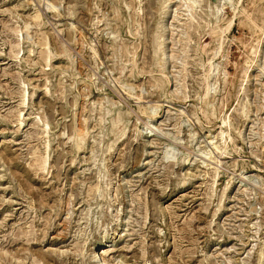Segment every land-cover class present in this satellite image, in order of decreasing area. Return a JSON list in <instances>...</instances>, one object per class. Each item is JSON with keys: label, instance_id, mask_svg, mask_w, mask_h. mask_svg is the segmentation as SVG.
Masks as SVG:
<instances>
[{"label": "rangeland", "instance_id": "rangeland-1", "mask_svg": "<svg viewBox=\"0 0 264 264\" xmlns=\"http://www.w3.org/2000/svg\"><path fill=\"white\" fill-rule=\"evenodd\" d=\"M163 1L0 0V264H264V0Z\"/></svg>", "mask_w": 264, "mask_h": 264}, {"label": "bare ground", "instance_id": "bare-ground-1", "mask_svg": "<svg viewBox=\"0 0 264 264\" xmlns=\"http://www.w3.org/2000/svg\"><path fill=\"white\" fill-rule=\"evenodd\" d=\"M176 1V0H175ZM226 1H232V0H216V5H215V12H214V16H215V20L217 21L218 19H219V17H220V12L223 10V8H224V5L226 4ZM198 3H199V0H178V2L176 3L177 5H179L178 7H184L185 9H186V11L188 12L189 11V13H190V11H191V15H192V11L198 6ZM175 4V5H176ZM49 5H52L51 4V2H50V4ZM50 7V6H49ZM52 7H54L53 5H52ZM174 10H173V3H172V0H164L163 1V7H162V13H163V15H168V14H170V13H172ZM39 13V12H38ZM177 15H179V14H177ZM176 16V15H175ZM174 16V17H175ZM190 16V15H189ZM35 17H37V18H39L40 17V15L39 14H36L35 15ZM97 17V16H96ZM192 17V16H191ZM193 19V18H192ZM191 19V20H192ZM231 23V22H230ZM39 24V23H38ZM175 25V24H174ZM169 26H170V23H168L167 21H165V20H163V22H162V25H161V27H162V30L165 32L166 30H168L169 32L171 31V29L169 28ZM176 26V25H175ZM26 27V26H25ZM28 27H30V26H28ZM27 27V28H28ZM177 27H178V25H177ZM173 28H174V26H173ZM23 29V28H22ZM29 29V28H28ZM27 29V30H28ZM21 30V29H20ZM24 30V29H23ZM23 30H21V31H23ZM156 33H158V32H156ZM24 34H26V33H24ZM167 34V33H166ZM28 36H29V34H27ZM21 36V35H20ZM25 36V35H24ZM48 37V36H47ZM162 39H160L159 40V43L158 44H156V45H158V49L157 50H159V57H160V60H161V63H162V65L163 66H165V64H166V62L167 61H172L173 62V60L177 57V55H178V53L176 52V50H175V48L173 47V41H172V43H166L167 41V39H171L170 38V36H167V35H162V37H161ZM48 39V38H47ZM46 39V40H47ZM159 39V38H158ZM157 39V40H158ZM175 40V39H174ZM264 40V31L261 33V34H259V37H258V42H261V41H263ZM22 41V40H21ZM20 41V42H21ZM44 42H45V40H44ZM20 43H18V45H19ZM40 44V43H39ZM45 44H47V43H45ZM172 45V46H171ZM49 46V45H48ZM48 46H46L45 45V47H48ZM20 47V46H19ZM43 47V46H42ZM176 47V46H175ZM20 50V49H19ZM49 51H50V49H49ZM48 51V54H46V56H48V57H50L51 56V54H50V52ZM185 51V50H184ZM21 52V51H20ZM19 52V53H20ZM32 52V51H31ZM45 52H47V50L45 51ZM62 52V51H61ZM15 53V52H14ZM45 54V53H44ZM155 54V53H154ZM20 55V54H19ZM76 55V54H75ZM182 55V54H181ZM54 56V55H53ZM158 56V55H157ZM180 57V56H179ZM183 57V56H182ZM50 58H48L47 60H49ZM160 60H159V63H160ZM157 61V60H156ZM176 61V60H175ZM184 63V62H183ZM212 65V64H211ZM213 66V65H212ZM259 69L262 67L261 65H258L257 66ZM184 68H185V66H184ZM77 69V68H76ZM213 68H211V70H212ZM215 70L216 69H218V67H215L214 68ZM217 71V70H216ZM170 74V73H169ZM217 76V74H215V77ZM169 77V76H168ZM171 82V81H170ZM25 84V83H24ZM210 85V84H209ZM208 87H210V86H208ZM177 88V87H176ZM211 88H214L213 87V84H211ZM26 91V90H25ZM182 91V90H181ZM27 92V91H26ZM169 93V92H168ZM25 94V93H24ZM178 94V93H177ZM25 98H26V96H25ZM23 102H24V100H22ZM250 102V101H249ZM153 106H154V104H153ZM155 106H158V105H155ZM245 106V105H244ZM264 106V105H263ZM245 108V107H244ZM249 109V108H248ZM157 109H156V107H154V109H152V114H153V117H151L150 118V120L148 121L149 122V124L151 125V126H149V127H147V129H148V133H150V132H152L153 130H155L154 128H156V129H160V127L156 124V122H155V115L157 114V112L158 111H156ZM150 111V110H149ZM20 115L22 116V114H21V112H20ZM120 115H121V113H119V117H120ZM243 115V114H242ZM19 116V115H18ZM25 116V115H24ZM150 117V116H149ZM157 118V117H156ZM41 121V120H40ZM223 121L224 122H226V120L225 119H223ZM19 122H23V118H20L19 117ZM187 122V121H186ZM146 124H147V122H146ZM43 127H44V129H43V132L44 131H47V127H48V123H46V122H43ZM77 129V128H76ZM50 130V129H49ZM146 132V133H147ZM225 132H223V130H221V134H224ZM44 134H45V132H44ZM47 134V133H46ZM137 134V133H136ZM166 135H167V133H166ZM220 136H222V135H220ZM72 137V136H71ZM76 138H77V140H82V138H83V135L82 134H78L77 136H75ZM160 141V140H159ZM48 141H45V143H47ZM166 143V142H165ZM218 143V142H217ZM214 144V143H213ZM48 143H47V146H46V149H47V147H48ZM165 146V145H164ZM216 146V145H215ZM214 146V147H215ZM218 146V145H217ZM77 147L78 148H80L81 147V145L80 144H78L77 143ZM165 149L163 150V158H165V159H168V158H175L176 156H177V150L178 149H176V147H174V146H169L168 144L164 147ZM45 149V150H46ZM216 149H218V147L216 148ZM162 150V149H161ZM223 150V149H222ZM46 152V151H45ZM210 154V153H209ZM209 154L207 153V158H208V156H209ZM48 155H46V156H43L42 157V160H41V162H40V168H43V170H45L44 168H46V164H47V162H48ZM210 158V157H209ZM51 163V162H50ZM34 164V163H33ZM211 166V165H210ZM50 171V170H49ZM243 173V172H242ZM214 174V173H213ZM218 175V171H216L215 172V180H216V176ZM214 177V176H213ZM243 177V176H242ZM127 178V174H123L122 175V177L118 180V181H122V182H124L125 181V179ZM244 181V180H243ZM184 182V181H183ZM216 182V181H215ZM214 182V183H215ZM96 187H97V185H96ZM98 187H99V185H98ZM97 187V188H98ZM99 189V188H98ZM124 194H125V197L127 198L128 197V195H127V191L126 190H124ZM145 208V207H144ZM251 208H253V207H251ZM254 209V208H253ZM256 209V208H255ZM121 219L123 218V216H121L120 217ZM125 219V218H124ZM257 229V228H256ZM122 232V231H121ZM161 232V231H160ZM114 238L113 237H111V236H109V235H107V236H105L104 237V239L102 240V241H98L96 244H95V246L96 245H99V247L98 248H95L94 247V249H93V251H92V253H91V258L93 259V261H94V264H110V262H109V260H107L106 258H105V256L106 255H104L105 253H106V250H107V248L108 247H110V246H112V244L114 243ZM254 245V244H253ZM253 247V246H252ZM110 249V248H109ZM249 250V249H248ZM251 251V250H250ZM252 252H253V250H252ZM262 252V251H261ZM107 254V253H106ZM249 255V254H248ZM117 259V257L115 256V257H113V260H116ZM118 260V259H117ZM261 260V259H260ZM116 262V261H115Z\"/></svg>", "mask_w": 264, "mask_h": 264}]
</instances>
